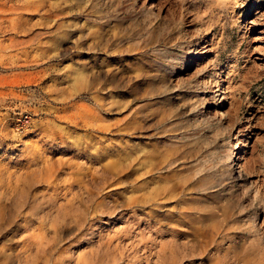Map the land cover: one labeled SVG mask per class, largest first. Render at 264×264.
I'll return each instance as SVG.
<instances>
[{"label": "rangeland", "instance_id": "obj_1", "mask_svg": "<svg viewBox=\"0 0 264 264\" xmlns=\"http://www.w3.org/2000/svg\"><path fill=\"white\" fill-rule=\"evenodd\" d=\"M0 264H264V0H0Z\"/></svg>", "mask_w": 264, "mask_h": 264}, {"label": "bare ground", "instance_id": "obj_2", "mask_svg": "<svg viewBox=\"0 0 264 264\" xmlns=\"http://www.w3.org/2000/svg\"><path fill=\"white\" fill-rule=\"evenodd\" d=\"M237 152H238V151H237ZM232 159H233V158H232ZM232 159H231V160H232Z\"/></svg>", "mask_w": 264, "mask_h": 264}]
</instances>
